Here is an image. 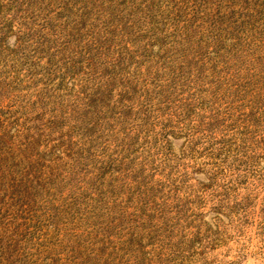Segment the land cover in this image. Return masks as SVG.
Instances as JSON below:
<instances>
[{
  "label": "rangeland",
  "instance_id": "374dc122",
  "mask_svg": "<svg viewBox=\"0 0 264 264\" xmlns=\"http://www.w3.org/2000/svg\"><path fill=\"white\" fill-rule=\"evenodd\" d=\"M0 264H264V0H0Z\"/></svg>",
  "mask_w": 264,
  "mask_h": 264
}]
</instances>
